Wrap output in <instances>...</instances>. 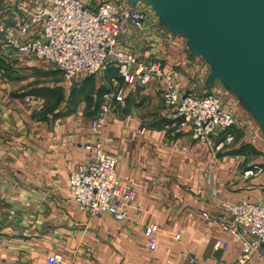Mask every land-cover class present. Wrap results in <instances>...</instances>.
I'll return each instance as SVG.
<instances>
[{
    "label": "crops",
    "instance_id": "0c3cea01",
    "mask_svg": "<svg viewBox=\"0 0 264 264\" xmlns=\"http://www.w3.org/2000/svg\"><path fill=\"white\" fill-rule=\"evenodd\" d=\"M82 1L93 9L112 0ZM40 4L0 0V264H46L53 252L65 264H188L190 257L239 264L241 243L202 213L221 214L220 200L264 204L263 127L247 108L224 102L236 119L229 129L234 141L215 151L223 135L209 146L194 141L163 106L162 81L153 79L124 86L123 102L92 132L104 95L115 89L110 79L123 82L111 68L78 75L67 88L54 64L16 55L6 29L17 28ZM41 34L38 25L27 37L42 40ZM123 44L143 63L171 72L182 95H204L217 82L181 34L154 20ZM80 142L101 143L116 158L120 185L136 191L123 220L89 215L69 195V172L89 158ZM152 223L159 231L149 249L143 230ZM219 240L225 244L216 248ZM243 264H264V244Z\"/></svg>",
    "mask_w": 264,
    "mask_h": 264
},
{
    "label": "built area",
    "instance_id": "2783aa9c",
    "mask_svg": "<svg viewBox=\"0 0 264 264\" xmlns=\"http://www.w3.org/2000/svg\"><path fill=\"white\" fill-rule=\"evenodd\" d=\"M40 1L41 4L17 28L7 27L6 44L18 56H33L54 64L67 88L78 75L96 76L111 68L117 71L123 85L120 86L116 78L110 79L115 89L104 95V102L91 121L92 132L101 131L112 106L123 102L124 86H143L153 79H160L164 107L175 117L179 127L189 130L194 141L209 146L212 137L221 134L222 140L215 145V151L234 141L228 130L236 125L235 116L223 108L216 95L180 94L171 72H164L157 62L143 63L124 46L127 34L144 30L148 19L144 10L122 8L108 1L93 9L82 0ZM38 25L42 27V40L28 38L30 30ZM77 146L88 153L89 158L69 172V195L77 207L89 215L107 213L114 220H123L126 208L135 201L136 191L120 185L115 156L107 153L101 143L80 142ZM217 205L221 214H202L225 227L234 241L241 243L237 262L243 264L264 244V204L220 200ZM158 231L159 226L155 223L144 228L149 249L155 248ZM224 244L219 240L215 247ZM45 262L65 264L63 256L57 252L46 255ZM188 264L209 263L190 257Z\"/></svg>",
    "mask_w": 264,
    "mask_h": 264
},
{
    "label": "water",
    "instance_id": "95a60500",
    "mask_svg": "<svg viewBox=\"0 0 264 264\" xmlns=\"http://www.w3.org/2000/svg\"><path fill=\"white\" fill-rule=\"evenodd\" d=\"M146 3L161 26L181 34L264 129V0H128Z\"/></svg>",
    "mask_w": 264,
    "mask_h": 264
},
{
    "label": "rangeland",
    "instance_id": "374dc122",
    "mask_svg": "<svg viewBox=\"0 0 264 264\" xmlns=\"http://www.w3.org/2000/svg\"><path fill=\"white\" fill-rule=\"evenodd\" d=\"M112 1L115 4H117V5L120 4L121 6H126L130 10L135 9V8L142 9L148 15L147 21L148 20L149 21L154 20L155 22L161 23L160 18L154 12V10L152 9V7L150 5H148V4H146V3L141 2V3H138L136 6H131L129 3L127 5L121 4L123 1H126V3H127V0H112ZM215 80L217 82H215L214 86L211 87V89L207 93H205V94H214V95H216L220 99L223 108L225 110H227V111H228V109L223 105L224 102H225V104H227L228 102L231 103V104H235L236 107H240V106L241 107L242 106L244 107V100H243L242 94H240L239 91H236L235 93L232 94V93L229 92V90L227 89V87H225L223 85V83H221L217 79H215ZM162 91H163V89H162ZM192 94H199V93H192ZM199 95H201V94H199ZM161 96H162V93H161ZM162 104H163V102H162ZM241 107L239 108V110H242ZM237 110H238V108H237Z\"/></svg>",
    "mask_w": 264,
    "mask_h": 264
}]
</instances>
